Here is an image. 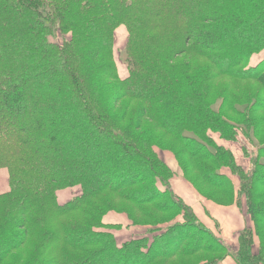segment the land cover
Returning <instances> with one entry per match:
<instances>
[{
    "label": "trees",
    "instance_id": "1",
    "mask_svg": "<svg viewBox=\"0 0 264 264\" xmlns=\"http://www.w3.org/2000/svg\"><path fill=\"white\" fill-rule=\"evenodd\" d=\"M262 52L264 0H0V264H264ZM238 132L249 172L211 135ZM159 151L206 200H245L238 250L177 196ZM111 211L152 238L119 245Z\"/></svg>",
    "mask_w": 264,
    "mask_h": 264
},
{
    "label": "rangeland",
    "instance_id": "2",
    "mask_svg": "<svg viewBox=\"0 0 264 264\" xmlns=\"http://www.w3.org/2000/svg\"><path fill=\"white\" fill-rule=\"evenodd\" d=\"M126 37H127V34H126V30L124 28H121L118 32H117V43H116V48L121 50L122 48H124L125 46V43H126ZM121 56L123 57V53H121ZM119 57H120V54H119ZM118 58V56H117ZM262 59H264V52H262L261 54H258V55H254L252 57V60H251V65H256L259 61H261ZM118 64H119V69H120V74L123 78L127 77L128 76V71H127V68L126 66L121 63L119 61V58H118ZM225 85V81L221 83V86L224 87ZM255 89L258 91L260 88L259 86L255 87ZM211 135L213 137H215L217 140L219 138V135L217 134H214V133H211ZM220 139V138H219ZM219 141V140H218ZM222 142H224L225 144H228L229 147L231 149H229V147H225L223 146L225 149L227 150H230L234 156H235V159H236V162L246 171V172H249V169L252 167V163L251 161L253 160V156L257 153V149L253 147V145L249 142V140L244 136L243 133L241 132H238V138L235 142H232V141H225V140H222ZM160 157L165 161V156L167 155H171L173 158H174V168H175V175L176 176H183V172L182 170L180 169L179 165H178V162L176 161L175 157L171 154V153H168V152H158ZM170 168H172L170 166ZM173 169V168H172ZM225 172H227L231 177H233L237 183L240 185V180L235 177V176H232L231 175V171L229 169H224ZM174 175V176H175ZM174 178V177H173ZM186 181V180H185ZM190 184V183H189ZM191 185V184H190ZM192 186V185H191ZM10 190L9 188V171L7 169H0V194L2 193H5V192H8ZM82 191H81V188L79 186H75L73 188H67V189H64V190H61L59 191L57 194H58V201L59 203L63 204V203H67V201L69 202L70 200H72L73 198L81 195ZM205 199V198H204ZM206 200V199H205ZM184 201V200H183ZM243 202V205L245 207V213L247 215V217H249V221L251 223V226L254 225L253 221L251 220L250 216L248 215V212H247V207H246V202L245 200L242 201ZM192 208V207H191ZM193 209V208H192ZM195 212V211H194ZM109 213H116L118 215H124L127 220L129 221V227L127 228H124V227H121L120 225H113L115 227L111 228L110 231L111 233H113L116 237V241L119 245H123L124 243L130 241V240H133V239H139V238H146V237H150L149 239L152 238L151 234L148 232L150 231V227H137V226H134L132 224V222L129 220L128 216L126 214H120V213H117V212H114V211H111ZM162 218H164V222H166V220H168L167 218H165L164 216H161ZM180 221H184L183 219H180L178 218L176 220V222H180ZM104 222V221H103ZM105 224V222H104ZM172 224V223H171ZM171 224H164L163 226H160L161 227V231H158L156 233L157 234H161L162 232L165 231V228H167L169 225ZM105 225H108V224H105ZM206 228V227H205ZM253 228V227H252ZM208 231L210 229L206 228ZM248 229V228H246ZM245 229V230H246ZM244 230V231H245ZM212 230H210L209 232H211ZM242 231L241 234L244 232ZM213 233V231H212ZM211 233V234H212ZM214 234V233H213ZM212 234V235H213ZM240 234V235H241ZM214 236V235H213ZM240 238V237H239ZM257 241V244H256V247L254 248V253L257 254L258 253V250H259V241H258V238L256 239ZM201 245V244H200ZM224 246L225 243L223 244ZM227 247V246H226ZM231 251H236L239 249V239H238V246L236 245L235 248H231V247H228ZM203 258L199 259L198 263H200L201 261L203 260H206L205 258H208V257H211V255L209 254H203L202 255ZM228 258H232V257H228ZM227 259V258H226ZM233 259V258H232ZM234 260V259H233ZM189 261V259H188ZM207 261V260H206ZM225 261V260H224ZM235 261V260H234ZM222 263V262H221ZM236 263V262H235ZM237 264V263H236Z\"/></svg>",
    "mask_w": 264,
    "mask_h": 264
},
{
    "label": "crops",
    "instance_id": "3",
    "mask_svg": "<svg viewBox=\"0 0 264 264\" xmlns=\"http://www.w3.org/2000/svg\"><path fill=\"white\" fill-rule=\"evenodd\" d=\"M214 139L219 145L225 146L226 148L229 147V145L222 142L221 139L218 138L219 141L215 137ZM229 149L231 148L229 147ZM165 159L167 164L175 171L174 158L171 155H167ZM225 173L230 176L227 172ZM233 182L238 187V183L234 178ZM171 186L177 196L184 200L188 206L193 208L200 221L222 239L227 247L235 248L236 245L238 246V239L241 232L246 228L253 227V225L251 226L249 217H247L245 213L243 202L240 206L233 205L230 207H223L205 200L197 193L193 186L185 181L183 176L175 175ZM104 222L108 225H120L124 228L129 227L127 218L124 215H118L116 213H109L105 217ZM220 264L236 263L232 258H227Z\"/></svg>",
    "mask_w": 264,
    "mask_h": 264
}]
</instances>
